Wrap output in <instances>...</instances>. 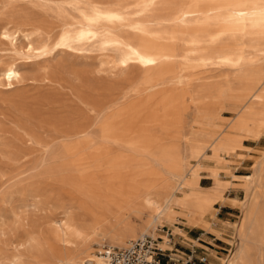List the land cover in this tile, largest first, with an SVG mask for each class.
<instances>
[{"label":"rangeland","instance_id":"1","mask_svg":"<svg viewBox=\"0 0 264 264\" xmlns=\"http://www.w3.org/2000/svg\"><path fill=\"white\" fill-rule=\"evenodd\" d=\"M118 1L0 0V30L23 27L37 47L52 45L65 28L80 26L82 11ZM234 10V26L244 13L248 25L245 33L232 31L237 34L229 38L227 62L204 59L216 52L214 25L200 32L148 34L167 36L155 42L173 56L164 77L132 63L122 67L120 51L100 40L30 57L16 55L10 43L0 40V74L11 64L22 73L12 86L0 80V264H58L66 247L55 240L52 224L64 216L88 226L115 214L117 220H109L104 229L116 234L139 226L147 216L146 194L170 192L161 190L162 168L175 159L200 168V186L219 185L224 193L213 201L207 227L190 225L178 215L163 220L152 235L175 258L195 248L198 257L209 259L195 264L232 261L245 214L252 207L264 208V171L260 177L256 164L264 160V98H251L254 79L264 73V0H245ZM114 33L133 41L145 36L120 29ZM240 123L247 127L238 155L222 151L229 163L217 165L214 141L225 125ZM77 129L85 131L69 135ZM192 148L199 152L192 154ZM198 236L224 248L214 245L216 252ZM92 242L87 260L102 246ZM249 246L251 264H264V244L254 238Z\"/></svg>","mask_w":264,"mask_h":264},{"label":"bare ground","instance_id":"2","mask_svg":"<svg viewBox=\"0 0 264 264\" xmlns=\"http://www.w3.org/2000/svg\"><path fill=\"white\" fill-rule=\"evenodd\" d=\"M65 1H70L71 3L74 0ZM244 3L245 0H119L112 6L103 7L100 5H94L90 9L82 11L81 20L79 22L80 26L75 29L65 28L52 45L37 47L32 35L26 32L25 29H22L23 27L3 26L0 30V40L5 43H10L13 46L16 55L28 57L32 55L47 54L50 51L61 47H71L75 42L81 43L84 41L100 40L103 42V45L107 47L111 46L120 51L119 64L122 67H128L132 63L144 67L147 70L157 71L158 76L164 77V71L167 66L171 65L173 56L162 45H156L155 42L159 41L162 43V39L165 41L167 36H153V38H149L147 37L148 34H151V32H166V34L167 32H200L202 30H207L210 26L214 25L217 27V32L212 34L211 40L213 41L214 48H216V52L212 55L209 54L204 59L216 58L220 59L222 62H227L230 61L227 48L229 38L232 33H234L232 31L236 29L241 33L246 32L245 27L246 24L248 25V22L245 24L247 13H244L243 15L241 14L242 16H240L238 27L234 26L233 21L235 4L243 6ZM256 9L257 8H255V10ZM248 21L250 22V20ZM117 29H120L121 32H140L145 36L138 41L127 40L114 33L118 32ZM20 33L22 34V43L18 46V36ZM170 37L174 39V33H171ZM21 76L22 73L20 68L16 64H11L5 66L1 70L0 80H3L5 84L12 86ZM252 89L254 91L251 93V98H264V73L259 74L257 78L254 79ZM261 105L264 106V104ZM206 110L210 109L208 108ZM218 126L222 127V124ZM227 126L228 124L223 127L224 133L219 136L216 135L218 138L214 141L213 156L217 165L229 163L220 154L222 151H227L232 156L238 155L237 149L240 148V143H242L241 133L247 127L245 123L235 124L229 127ZM84 131V129H77L73 134L69 135H78ZM193 139L196 140V138ZM187 148L189 149L188 146ZM197 152H199L198 149H191L192 154ZM240 156L243 155L241 154ZM256 164L257 171L259 172L258 175L262 177L264 160L259 161ZM163 166L164 168H161L165 171V177L161 190L168 189L170 192L164 196L161 191L155 196H152L151 193L146 194L144 197V210L147 211V216L146 218H142L139 226L129 224L130 226H128L127 229L124 228L127 231L120 234L105 230V223H109V220H117V215L115 214H113L112 218L109 220L106 217H100L98 223H95L94 225L89 224L88 226L76 223L71 217L64 216L56 219L52 224V234L55 237V240L62 241L66 247V253L64 256L62 255L63 257L59 258L58 264H105V258L102 255L104 254L105 246L107 248H113L129 241L126 245L128 246L136 239L144 238L148 235L154 237L152 234H155L156 229L159 224L163 223V220H173L177 218L178 215L184 217L190 225L207 227L208 221L206 220V217L209 214L210 207L213 205L212 203L216 198L222 197L224 188L219 187V185L211 187L200 186V168H187L185 160H170L169 163L163 164ZM213 176L218 180L216 169L213 171ZM245 178L251 180L250 175L245 176ZM217 184L219 183L217 182ZM178 190L183 191V196H176V191ZM232 201H234V203L236 202L235 199ZM259 202L261 203V201ZM142 213H144L143 210L137 214ZM93 219L95 218L93 217ZM122 223L123 222H121V224ZM110 225L111 224H109V226ZM105 227L108 228V226ZM138 234L139 237L134 239ZM107 236L110 238L108 239ZM239 236L241 243L237 254H234V257L232 256L233 259L230 263H227L228 258H224L223 264H251V258L249 255L250 251H248L250 241L254 238H258V240L264 244V208L252 207L247 211L244 221L239 227ZM93 240L102 246H99L96 254L93 255V258L90 257L91 259L88 258L87 260L85 257H87L89 251L92 250L91 242ZM104 242H108L109 245L103 244ZM161 243L162 241H159V246ZM160 247L163 248L162 246ZM253 253L258 254V252Z\"/></svg>","mask_w":264,"mask_h":264},{"label":"built area","instance_id":"3","mask_svg":"<svg viewBox=\"0 0 264 264\" xmlns=\"http://www.w3.org/2000/svg\"><path fill=\"white\" fill-rule=\"evenodd\" d=\"M158 238L146 236L132 241L126 247L104 248L105 264H195L196 260L207 263L208 257L197 256V250L191 249L183 256L175 258L168 249L159 246Z\"/></svg>","mask_w":264,"mask_h":264},{"label":"crops","instance_id":"4","mask_svg":"<svg viewBox=\"0 0 264 264\" xmlns=\"http://www.w3.org/2000/svg\"><path fill=\"white\" fill-rule=\"evenodd\" d=\"M222 211H223V207L221 208L220 212L218 213V217L220 216V214H222ZM202 234H204V233H202ZM197 239H198V240H201V241H203V242H207V243L209 244L208 247H209L210 249L216 251V252H217V249L214 248V245H215V246H218V247H221V248H224V246L219 245V244H215L214 242H211V241H209V240H206V239L203 238L202 236H198ZM212 239L218 241V240H217L218 238H212Z\"/></svg>","mask_w":264,"mask_h":264}]
</instances>
